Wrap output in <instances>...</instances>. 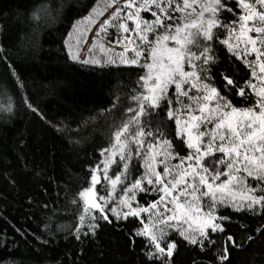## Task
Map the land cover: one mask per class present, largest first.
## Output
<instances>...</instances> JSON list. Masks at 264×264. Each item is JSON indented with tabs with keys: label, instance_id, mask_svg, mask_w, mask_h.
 <instances>
[{
	"label": "snow or ice",
	"instance_id": "obj_1",
	"mask_svg": "<svg viewBox=\"0 0 264 264\" xmlns=\"http://www.w3.org/2000/svg\"><path fill=\"white\" fill-rule=\"evenodd\" d=\"M18 9L0 10V60L6 64L7 55L37 51L45 21L61 14L46 4ZM10 17L20 25L17 53L7 44ZM62 46L66 59L85 70L124 66L134 74L110 86L106 146L88 165L87 187L76 193L82 206L77 240H95L101 222L118 231L120 223L134 222L129 240L133 247L136 239L142 242L146 264H175L189 246L210 255L209 264H232V251L264 246V0H105L75 21ZM8 72L12 85L23 89L16 69L8 65ZM20 101L57 133L94 119L77 121L69 112L50 120L29 97ZM220 207L262 222L250 230L219 215Z\"/></svg>",
	"mask_w": 264,
	"mask_h": 264
},
{
	"label": "trees",
	"instance_id": "obj_2",
	"mask_svg": "<svg viewBox=\"0 0 264 264\" xmlns=\"http://www.w3.org/2000/svg\"><path fill=\"white\" fill-rule=\"evenodd\" d=\"M98 1L0 0V10L5 12L9 8L16 11L19 6L23 13L43 4L61 12L59 16L52 12L45 21L37 51L6 53L7 64L0 60V264H146L142 242L136 239L133 247L129 240L131 229L137 227L134 222L120 223L118 227L123 231L101 222L95 240L75 238L82 207L76 193L87 187L88 165L99 159V148L106 146L109 122L103 110L111 104L110 86L117 79L126 82L134 78L124 66L88 71L66 59L63 40L75 21L88 15ZM61 4L65 6L62 9ZM3 23L0 20V25ZM8 23L7 44L12 53H17L14 45L20 25L11 17ZM8 65L20 74L23 89L12 85ZM21 95L35 102L50 120L62 119L69 112L77 121L94 119L86 124L71 123L72 133H57L24 108ZM9 104L11 112L7 110ZM77 130L79 135L75 134ZM21 138L24 145L19 144ZM69 138L81 143L73 147ZM8 175L15 180V187ZM28 196L33 197L34 205L28 203ZM140 203L144 204L145 199ZM44 204L47 208L39 206ZM220 212L234 222L248 224L250 230L262 222L259 217L237 214L231 208ZM17 228L39 239L33 235L22 237L14 231ZM231 231H238L236 223ZM13 240L16 244L11 243ZM194 259L209 264L211 256L189 246L181 248L175 264H192ZM231 260L232 264H264V246L257 242L243 251H232Z\"/></svg>",
	"mask_w": 264,
	"mask_h": 264
},
{
	"label": "rangeland",
	"instance_id": "obj_3",
	"mask_svg": "<svg viewBox=\"0 0 264 264\" xmlns=\"http://www.w3.org/2000/svg\"><path fill=\"white\" fill-rule=\"evenodd\" d=\"M104 3H105V0H99L96 4H100L101 6H103ZM109 11H111V9ZM107 15H108V12H105L104 16L100 17L99 20L97 21V23H99L100 20H103L104 18H106ZM80 27H81V29H85L88 26L86 24H82ZM95 30H96V25L94 24V25H91V31L87 32L89 45H86L83 47V49L81 51V57L82 58L87 57V55H88L87 46H90V41L92 39V32ZM117 50H119V49H117ZM97 55H99V53H97ZM173 163H175V161ZM205 203H207V201H205ZM224 208H227V207H220L217 209L219 215H221L220 211H222Z\"/></svg>",
	"mask_w": 264,
	"mask_h": 264
}]
</instances>
